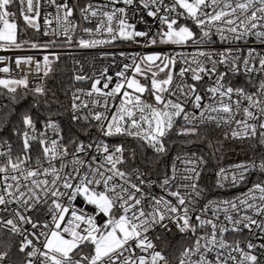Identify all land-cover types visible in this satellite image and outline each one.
Instances as JSON below:
<instances>
[{
    "label": "snow or ice",
    "instance_id": "obj_1",
    "mask_svg": "<svg viewBox=\"0 0 264 264\" xmlns=\"http://www.w3.org/2000/svg\"><path fill=\"white\" fill-rule=\"evenodd\" d=\"M0 53V264H264V0H0Z\"/></svg>",
    "mask_w": 264,
    "mask_h": 264
},
{
    "label": "built area",
    "instance_id": "obj_2",
    "mask_svg": "<svg viewBox=\"0 0 264 264\" xmlns=\"http://www.w3.org/2000/svg\"><path fill=\"white\" fill-rule=\"evenodd\" d=\"M121 49H123L124 51L128 52V51H132L133 49L128 47V46H121V48H117V49H108V51H112V52H118ZM97 53V50H84L83 52H81L80 50H75L72 54L76 55V56H91V55H95ZM5 54V53H0V55ZM22 54V53H21ZM117 60H119V57H117ZM70 61V60H69ZM71 62V61H70ZM110 59L108 61H105V63H110Z\"/></svg>",
    "mask_w": 264,
    "mask_h": 264
},
{
    "label": "trees",
    "instance_id": "obj_3",
    "mask_svg": "<svg viewBox=\"0 0 264 264\" xmlns=\"http://www.w3.org/2000/svg\"><path fill=\"white\" fill-rule=\"evenodd\" d=\"M68 63H70V61H68ZM226 151L229 152V158L231 160H237V159H244L245 158V156L243 155V153H241L239 151V148L238 147H236L235 150H232V146L229 145V146L226 147ZM209 182H211V179L210 178H209Z\"/></svg>",
    "mask_w": 264,
    "mask_h": 264
}]
</instances>
